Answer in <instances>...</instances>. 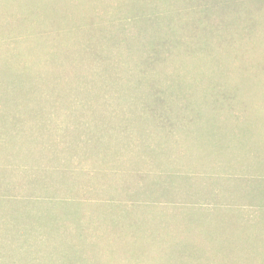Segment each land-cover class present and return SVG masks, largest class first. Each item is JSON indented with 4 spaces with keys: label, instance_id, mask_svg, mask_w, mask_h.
<instances>
[{
    "label": "rangeland",
    "instance_id": "1",
    "mask_svg": "<svg viewBox=\"0 0 264 264\" xmlns=\"http://www.w3.org/2000/svg\"><path fill=\"white\" fill-rule=\"evenodd\" d=\"M190 1L200 4L207 0ZM229 1L236 2L235 9L228 15L219 11L210 21L200 12L184 15L182 11L188 0H0L2 57L9 55L8 49L71 50L69 57L64 55V60L54 49L57 52L53 51L51 74L44 76L49 81L41 94L31 93V90L25 94L21 86L17 87L15 92L20 94L14 99L32 102V106L23 104L11 108L8 100L16 95L2 93L7 104L6 108L0 106V264H174L175 252L164 250L161 256L156 253L160 228L166 232L164 226L178 218L173 207L186 200L189 187H193L201 200L210 199L206 182L191 183L187 177L212 172L227 178L218 182L224 192L219 201L222 205L212 212L190 213L199 226L195 227V232L185 230L184 233L186 236L194 233L185 241L194 253L190 264L262 263L264 94L258 100L255 123H243L244 135H250L256 126L258 137L238 139L232 136L237 131L235 125H231L229 140H219L217 128L204 136L208 130H203V134L202 124L198 123L195 128L190 122H184L186 126L180 124L173 138L168 130L154 124V118L143 121L145 117L136 122L132 119L136 138L116 135L112 128L103 129L109 127L107 122L112 114L105 97L108 86L103 79H116L113 65L119 64L121 72L117 75L124 80L119 78L113 84L121 90L128 84L135 87L138 80L132 79L130 83L125 79L130 72L128 68L133 65L132 61L147 58L151 45L166 39L171 44L177 40L175 36L171 38L172 34H188L192 26L193 54L181 50L182 42L178 49L181 58H170L167 51L161 56V62L229 63L240 42L236 30L238 7L243 3L252 4V0ZM119 4V13L126 12L122 17L139 14L127 36L123 34V30L127 31L123 24L111 20L115 15L107 12L114 11ZM156 10L159 18L142 17L147 16L143 13ZM92 18L91 26L101 30L89 27L87 19ZM198 20L207 24L206 31L196 28ZM260 21L263 36L257 41V48L260 47L262 53H255L259 55L255 57L263 61L264 8ZM103 32L120 38L121 43H107ZM82 46H103L110 65L106 68V77H96L89 84L88 94L93 103L84 107L68 104L76 95L75 86L78 88L81 78H91L88 69L76 60L75 52ZM127 49H133V58L128 57ZM17 54L10 58L14 63L6 75L5 70L0 72V91L16 85L20 78L37 82L43 77L38 75L41 66L38 57L28 54L26 60L32 59L34 67L27 75L24 73L25 77L14 79V74L19 77L17 71L22 68ZM71 62L75 64L70 65ZM146 89L144 86L140 97H148ZM128 106L125 104L123 110L135 109ZM180 109L176 103L171 104V112L181 115L186 112ZM133 115L137 117V111ZM185 115L190 116L189 112ZM248 115L252 114L245 116ZM19 122L25 125L23 130L14 127ZM50 123H55L56 127L52 128ZM30 129L39 134L37 138L31 136ZM87 136L94 138L86 140ZM109 219L121 224L111 227L106 224ZM92 223L99 227L96 243L88 241ZM121 225L125 234L126 229H136L137 239L121 236L117 230ZM163 236L167 239L168 234ZM134 250L140 258L132 263L133 260H126L125 256ZM31 255L37 259L30 258ZM86 256L90 258L88 263Z\"/></svg>",
    "mask_w": 264,
    "mask_h": 264
},
{
    "label": "trees",
    "instance_id": "2",
    "mask_svg": "<svg viewBox=\"0 0 264 264\" xmlns=\"http://www.w3.org/2000/svg\"><path fill=\"white\" fill-rule=\"evenodd\" d=\"M234 3L229 0H214L213 2L207 0L206 2L196 4L188 0V3L186 4L182 13L184 15H188L189 13L195 14L196 12H200L204 14L210 21H212V16H215V14H217L219 11H225L227 15L229 12L233 11V9H235L233 7ZM119 6L120 4L114 7V11L108 10L107 12H111L113 15H115L111 20L114 21L116 19L118 22L123 24L125 29H127V31L123 30V34L127 36V32L131 30L130 26L132 25V22L139 14L132 13L129 16L122 17V14L124 13L123 15H126V12L119 13ZM238 8L239 18L237 21L236 30L238 31L239 37L237 38H239L240 42L239 45H237V48H235V52L227 64L218 62L214 63L210 61L201 64H190L181 60L177 61L175 59V62L172 63L161 62V56L166 55L167 51L169 52L170 58H174V56L181 58L182 56L178 49L182 47L181 45L179 46V43L182 44V42L184 43L182 44L184 47L181 48V50L193 54L192 51L194 44H192V42L195 40V33L192 26L190 27L192 30L188 34H172L171 38L175 36L178 41L176 40L171 44L168 43L167 39L166 41H160L154 45H151L147 49V58L143 59L141 62L132 61L133 65H130L128 68L130 72H128L127 78L125 79L130 83L132 79H135L136 81L138 80L135 87H129L133 84H128V87L124 88L123 90L117 88L113 82L117 81L119 78V80H124V78H121L117 75V73L121 72L119 69L121 66L119 64H111L114 67V74L117 78L113 81H106L103 79L104 84H107L108 86V91L105 97H107L106 100L111 107L110 110L112 113L109 117V121L107 122L109 127H103V129L108 130L112 128L114 129L116 135H124L130 139L136 138L132 129L134 124L132 119L134 118L136 122L139 120L138 118L145 117L142 119L143 121L147 118H154L152 119L154 120V124H159V126H162L165 130H168L173 138L176 134H178L176 130L179 125L181 124V127H185L187 122L193 124L195 128L198 123L202 124L203 129L200 126L202 132L203 130H208L207 133L205 132V134L203 132L204 136L210 131L212 132L211 129L214 127L217 128L219 130V140H229L231 125H235L237 131L234 132L232 136L234 135V137H237L238 139L258 137L256 126H254V129L250 135H244L243 123L245 121H249L251 124L255 123L254 116L257 109L256 107L259 106L258 100L261 94H264V60L261 61V57H255L259 56L255 55V53H262L260 47L257 48V41L261 40L263 36V29L261 28L262 25L260 21V14L264 8L263 0H252V4L244 5L243 3L239 5ZM238 8L236 7V9ZM171 11L173 12V10ZM143 14H146L147 16L142 17L148 20H155L159 18L157 10ZM140 15H142V13ZM92 21H94L93 18L89 20L87 19V24L89 27L92 30H101V28L97 26H91L90 22ZM169 25H167V27L170 29L171 27ZM196 28L201 31H206L208 26L207 24H204L198 20ZM232 29L233 23L230 24V30L232 31ZM103 34L104 38L107 39V43H110V41L111 43H114L113 45H119V43H121L120 38L117 39L114 36L105 34V32H103ZM242 40L244 41L242 42ZM54 49H57L58 51L56 55L61 56V58L64 60H66L64 55L67 57L70 56L71 50L69 48H47L37 50L8 49L7 51L10 53L6 57H2L0 53V68L2 69L0 72L5 70V75L8 68L12 67V63H14V61L10 60V58H13L18 53L17 55L20 57L19 61H22L18 64L22 68L17 71L19 77L16 75V73L14 74V79L20 78L22 76L25 77L24 73L27 75L29 72L28 70H31V68L34 67V61L32 59L26 60L25 55L28 54H33L34 57H38V60L40 61L38 63L41 65L38 69V75L40 74L43 76L40 77V80L37 82L25 81L20 78L16 85L4 87V90L0 91V106L6 108L7 104V101L2 98V93H6V95L9 96L16 95L15 97H11L8 100V102L12 105L11 108H17L23 104L31 105L32 102H25L24 100H21L20 102L22 103L20 104V102H18L19 100L14 99L20 94H17L15 90H17L18 86H21L22 89L25 90V94H29V90L32 91L31 93L36 91L40 92V94L44 91V86H46L49 81L44 76L49 75V73L51 74V63L53 61V57L55 56L53 51H56ZM127 50L130 55L128 57L133 58V56H135L132 53L133 49ZM104 51L106 50L103 46H82L75 52L77 54V62H82V66L88 69L89 73H91V78L87 76L81 78L78 88L75 86L76 95H73L71 101L68 100V104L72 103L73 105H81L84 107L90 102L93 103V99L91 100V97L88 94L89 84L93 82L94 78L96 77L100 79L106 77V68L107 66H110L107 63ZM22 55L23 60L21 59ZM247 55L249 56L248 60L246 59ZM251 56L254 58L250 59ZM8 61L10 62L9 65H7ZM74 64L75 62L70 63V65ZM52 79L53 77L50 80ZM27 82L29 86L26 85ZM64 84L67 85L68 83ZM144 86L147 88L145 93L148 95V97H140V95L144 94L142 91ZM50 89H52V86H50L49 90ZM172 92L175 94L174 96H172ZM172 103L179 105L181 107L180 110L189 112L190 116L185 115L186 112H182V115L180 113L171 112ZM125 104L129 105L128 108L135 106V109L124 111L123 109L125 108ZM134 111H137V117H134ZM127 112L132 113L126 114ZM247 113L252 115L245 116ZM120 114L123 115L120 116ZM46 123L47 121H45V126H48ZM50 124L52 128L56 127L55 123ZM14 127H16V130H23L25 125L19 122L15 124ZM57 129L60 130L61 126L57 127ZM30 130L31 136L33 135V138H37L39 134L35 133L32 129ZM199 136L202 139V133H200ZM93 138V136H87L86 140H93ZM187 179L191 183H198L200 180L206 182L207 186L209 185L208 192L210 199L207 201L201 200L197 197V194L194 193V190L192 189L193 187H189L188 192L185 195L186 200L182 203L174 205L173 207L174 215H177L178 218H175L174 222H168L167 226H164L166 232L164 229L160 228V235L158 234L159 238H157V245H155V247L158 249V252L156 253L161 256L164 250H169L173 253L175 252L174 255L176 254V256L172 261L174 264H190L189 259L191 257L193 260L192 255L194 253L192 252V248L191 246L189 247L185 241L186 237L192 238L194 233L186 236V234L184 235L185 230H187V232H190L191 230L195 232L199 227L196 223V219L191 217L196 212L206 211V213H208L221 207L222 204L219 201L220 196L224 194V192L221 189L222 187H218L220 184L218 182L221 180L225 181L227 178L223 174L212 172V174L194 173L189 175ZM190 213H192L191 216ZM181 214H186L187 216L185 217ZM179 222L182 223L181 226L179 225ZM106 224H109L111 227H113L120 225L121 222L119 224L118 220L113 219L111 221V219H109ZM98 229L99 227L94 224L91 226L92 231L88 240L89 242L98 241V235L96 234V230ZM117 230L119 233L121 232V236L124 234L123 237L125 239L128 238L135 241L138 237L136 229H126L127 234H125L123 233L124 226L121 225V227H117ZM115 234L117 235L118 232ZM164 234H168V236H166L167 239L164 238ZM86 238H88V235ZM184 245L186 246L184 247ZM153 249V246L149 249L151 253L153 252ZM131 253H126L125 257L126 260H133L132 263H134L140 258V255H138L135 250ZM30 258L37 259V257L33 255H31ZM86 258L89 257L86 256ZM183 259L184 261L180 263V261ZM89 260L90 258L86 259V263L90 262ZM263 263L264 256L261 264Z\"/></svg>",
    "mask_w": 264,
    "mask_h": 264
},
{
    "label": "crops",
    "instance_id": "3",
    "mask_svg": "<svg viewBox=\"0 0 264 264\" xmlns=\"http://www.w3.org/2000/svg\"><path fill=\"white\" fill-rule=\"evenodd\" d=\"M264 264V263H263Z\"/></svg>",
    "mask_w": 264,
    "mask_h": 264
}]
</instances>
